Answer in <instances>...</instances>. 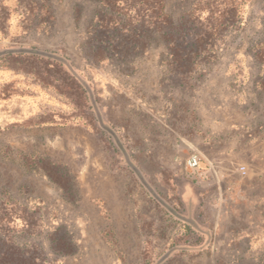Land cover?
Here are the masks:
<instances>
[{
    "label": "rangeland",
    "instance_id": "374dc122",
    "mask_svg": "<svg viewBox=\"0 0 264 264\" xmlns=\"http://www.w3.org/2000/svg\"><path fill=\"white\" fill-rule=\"evenodd\" d=\"M207 2L0 0V53L79 75L0 56V264H264V0H235L219 30ZM178 135L239 179L219 215L211 192L186 208Z\"/></svg>",
    "mask_w": 264,
    "mask_h": 264
},
{
    "label": "crops",
    "instance_id": "0c3cea01",
    "mask_svg": "<svg viewBox=\"0 0 264 264\" xmlns=\"http://www.w3.org/2000/svg\"><path fill=\"white\" fill-rule=\"evenodd\" d=\"M187 107L191 108L190 106H187ZM225 112H226L225 116L223 115L224 120L221 121L222 124H224V125L221 128H224L225 126H229L230 124H232V121H230V119H229L230 117L228 116V111H225ZM188 113H190V115H191L193 113L195 114L196 112L191 110ZM214 120H215V123H219L218 121H216V120H218V117H215ZM204 126H206V125H204ZM216 129L217 128H213V126L212 127L210 126L209 132H213V130H216ZM228 129H229V127H228ZM220 130L221 131H220L219 135H221V136L225 135L223 129H220ZM256 130L257 129H253V130L248 129V131L245 133V135L247 134L248 137L255 136ZM178 136L180 139H177L176 141H174L176 147L179 145L178 143L180 141V142H183L184 145L190 151H192L185 158L186 169L189 170L190 172L193 170V169L192 170L189 169L188 162H187L188 159L192 155L197 154V155H199V157L201 159L200 168H198L195 173L193 172L194 180H186V182L182 188L183 201L185 202L186 208H187L186 192L188 190H190L192 194L194 193L198 198L197 202L193 206V214L196 213L201 208H203V205H204L205 200H206V196L208 193L211 192V195L214 199L211 202H209V204H210L209 206L211 208H213L214 210L218 211V215H219L220 214V207H221L220 205L223 204L222 199L227 196L228 190H230V188H232L234 190L239 179L237 177H233L234 171H227L225 168L222 167L223 164H225V165L229 164L228 163L229 161H225L224 159L219 160L217 157H215L213 155V153H210V154L207 153L206 150L203 149L199 145V143L190 140L186 136H183V137L180 135H178ZM225 139H226V137H225ZM221 141H223V140H217V141H215V144H218ZM225 141H227V140H225ZM204 142H205V140H204ZM213 145H214V143L211 142L210 146H213ZM243 145L249 149L252 144L251 143L242 144L241 147H243ZM261 149L264 150V142L261 145ZM202 163H204L206 167L201 168ZM241 165L245 166L247 169V173H245V174H249V172H250L249 171V165L246 163H239L238 164L239 167ZM239 172L241 174L245 175L244 173H242L240 171V169H239ZM248 178H252V177H248ZM195 179L197 181H195ZM225 183L228 184L227 188L224 187ZM214 195H215V197H214ZM222 208H224V207H222ZM208 228H209V230L212 231V229L210 227H208Z\"/></svg>",
    "mask_w": 264,
    "mask_h": 264
},
{
    "label": "trees",
    "instance_id": "16d2710c",
    "mask_svg": "<svg viewBox=\"0 0 264 264\" xmlns=\"http://www.w3.org/2000/svg\"><path fill=\"white\" fill-rule=\"evenodd\" d=\"M140 1V0H139ZM218 0H208V2L206 4H209L207 6H203V7H196L194 12L197 11H201V12H206V10L209 12L208 16H217L218 17V22H217V26L215 29H218L221 27V24L223 22V18L226 16V14H232L235 15L238 12L239 6L234 3L235 0H232V4L231 6H223L222 4H218L216 3ZM156 3L158 4H162L163 0H155ZM198 6V5H197ZM208 8V9H206ZM219 14V15H218ZM160 15H162L163 19L165 21H169V17L167 14H165L164 12H161ZM201 15V14H200ZM221 29V28H220ZM15 53H20V54H31L33 56H38V57H42V58H47L48 60H56L58 62H60L62 65L67 66L68 70L71 72L72 76L78 78L79 75H77L75 73L74 70H72L71 67L68 66L67 62L63 60L62 57H60V55H56V54H52L50 52L47 51H43L40 49H26V48H18V49H7L3 52L0 53L1 55H9V54H15ZM90 101V100H89ZM56 119V120H60L62 117L59 114H53L52 115V119ZM116 137V136H115ZM117 140V142L121 143V139H119L118 137L115 138ZM118 147V146H117ZM117 149L120 148L118 147ZM131 157H129L128 154H126V161L129 164V167L131 168V170H133L134 172H136V174L138 175L139 179L141 180V182L144 184V186L146 187L147 191L149 192V194L152 196L153 199H155L159 204H161L163 207H165L170 213L173 214L172 208L169 206V204L163 199V197L161 195L158 194V192L155 190V188L142 177V174L140 173V170L137 169V167L135 166L134 163H132V160L130 159ZM176 184H178L179 186H183L182 183L176 179ZM183 200V199H182ZM200 231H202L201 233L204 235V239L206 238V242L209 241V228L208 227H199ZM211 235V233H210ZM208 239V240H207Z\"/></svg>",
    "mask_w": 264,
    "mask_h": 264
},
{
    "label": "built area",
    "instance_id": "2783aa9c",
    "mask_svg": "<svg viewBox=\"0 0 264 264\" xmlns=\"http://www.w3.org/2000/svg\"><path fill=\"white\" fill-rule=\"evenodd\" d=\"M188 166H189V169H198V168H200V162H201V159H200V157H199V155H197V154H194V155H192L189 159H188ZM239 169H240V171L242 172V173H247V169H246V167L245 166H243V165H241L240 167H239Z\"/></svg>",
    "mask_w": 264,
    "mask_h": 264
}]
</instances>
